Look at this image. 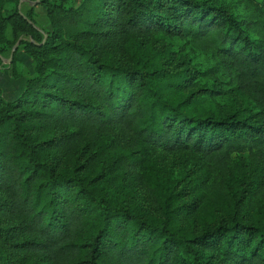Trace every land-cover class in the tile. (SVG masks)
<instances>
[{
  "label": "trees",
  "instance_id": "obj_1",
  "mask_svg": "<svg viewBox=\"0 0 264 264\" xmlns=\"http://www.w3.org/2000/svg\"><path fill=\"white\" fill-rule=\"evenodd\" d=\"M18 1L0 0V69L25 77L13 97L0 85V211L16 220L0 223V264H264V0L240 12L225 0H38L44 30ZM145 32L218 58L123 54L117 36ZM21 34L24 71L18 46L5 66L1 57ZM217 72L252 92L254 114L207 105L219 90L204 80ZM109 127L124 145L97 137ZM145 147L199 154L208 196L178 203L182 186L158 175ZM90 150L108 160L93 169ZM128 176L142 190L135 201L120 194Z\"/></svg>",
  "mask_w": 264,
  "mask_h": 264
},
{
  "label": "rangeland",
  "instance_id": "obj_2",
  "mask_svg": "<svg viewBox=\"0 0 264 264\" xmlns=\"http://www.w3.org/2000/svg\"><path fill=\"white\" fill-rule=\"evenodd\" d=\"M79 1L80 0H69V3L76 5ZM225 1L228 2L237 12H240V7L244 3V0ZM17 6L19 12L23 16H25V13L28 10H31L34 18L32 25L34 27L41 30L51 28L48 16L46 15L45 8L42 4L38 2L34 3V0H19ZM12 26H14L13 21H9L6 24L5 33L8 41H11L13 38ZM20 36H22V38H30L28 35L25 36L21 34ZM117 38L119 42L118 44L120 45L121 50H123V54L127 53L128 56L130 55V51H133L136 56H155L158 60L175 62L176 64L179 63V60L185 57V60H188L191 64H197L198 66H207L214 63L218 58V56L199 47L193 41L166 32L122 34L118 35ZM17 46L19 52H17V55H22L23 58L18 55L19 61L15 63V68L24 71L31 67V60L29 59L28 62V59H25L24 61L26 55L23 53L25 52L22 51V49L19 50V48H22V45ZM116 46L117 45L110 38V54H115ZM11 49L12 47L3 52L1 56L2 64L4 66L10 62H8L7 58ZM11 77H13V75L9 68L3 67L0 69V85L5 83V85L3 84L5 88L3 89V85L1 88L2 91L7 93L5 94L7 97L13 92V88H16V84L9 87ZM200 82H202V80ZM204 83L208 86L212 85L219 90L215 93L216 95L210 97L213 98L214 102L208 101L207 105H212L220 111H232L235 108H244L246 112L254 114L256 106L254 105L252 92L234 85L229 81V77L223 72H217L213 75L207 76ZM197 84H199V82ZM205 84L202 83L201 86H204ZM53 125L55 124H51L48 127V134H50ZM96 135L97 137H100L101 140L107 141L110 144L120 143L124 145L126 141V134L121 129L115 127L99 129L96 132ZM74 148L75 151L71 150L69 153L65 154L67 155L66 159L68 162H71L75 156L82 153L80 143H77ZM143 150L147 161L153 165L155 171L165 182L169 184L175 182L178 183L179 187L176 190H179L182 186V189L180 190L183 195L178 199V203L183 200L190 201L192 199H198L200 196H208L206 183L202 179L204 175L203 170H205L206 164L203 162L204 159L199 154H195L189 150H160L148 147H145ZM88 155L90 156V162H94L93 164L95 166H92L93 169L99 167V165L103 164L105 160L107 161L109 156L105 151L101 155L95 156V154L92 153V150H90L88 153H83L82 158H85ZM242 155L247 156V154ZM243 156H240L243 160L241 161L243 164L250 165L253 163L254 159L252 160L249 156ZM124 182V187L120 188L121 195H124L129 201H135L142 197V190L138 183L133 180V176H128L127 180ZM0 223L9 226L15 224L16 220L9 213L0 211ZM1 244H3L5 246L4 248L7 250H12L13 248L3 242ZM12 251L16 252L15 250Z\"/></svg>",
  "mask_w": 264,
  "mask_h": 264
},
{
  "label": "crops",
  "instance_id": "obj_3",
  "mask_svg": "<svg viewBox=\"0 0 264 264\" xmlns=\"http://www.w3.org/2000/svg\"><path fill=\"white\" fill-rule=\"evenodd\" d=\"M23 54H25V53H23ZM25 55H26V57H24V61H25V59H28V62H29V59L30 58L28 57L27 54H25ZM20 57L23 58L22 55ZM24 79H25L24 76H22V77H11V80H10L11 83L9 84V87L12 86L13 84H16V88L15 89L13 88V92H11L10 96H8V97H13L14 95H16V93H18V91H17L18 90V87H20L21 85H23ZM3 84L5 85V83H3ZM3 84H1V87H2ZM4 85H3V89L5 88ZM2 93L4 94V96H5V94H7L4 91H2Z\"/></svg>",
  "mask_w": 264,
  "mask_h": 264
},
{
  "label": "water",
  "instance_id": "obj_4",
  "mask_svg": "<svg viewBox=\"0 0 264 264\" xmlns=\"http://www.w3.org/2000/svg\"><path fill=\"white\" fill-rule=\"evenodd\" d=\"M37 2H38V0H34V3H37ZM21 38H22V36H19V37L17 38V40L14 42V44H13V46H12V49H11V51H10V53H9V56H8V58H7L8 62L11 60V56H12L13 50H14V49L17 47V45L19 44Z\"/></svg>",
  "mask_w": 264,
  "mask_h": 264
}]
</instances>
